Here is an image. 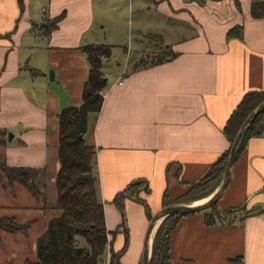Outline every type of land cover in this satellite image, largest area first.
I'll list each match as a JSON object with an SVG mask.
<instances>
[{"label":"crops","instance_id":"0c3cea01","mask_svg":"<svg viewBox=\"0 0 264 264\" xmlns=\"http://www.w3.org/2000/svg\"><path fill=\"white\" fill-rule=\"evenodd\" d=\"M261 1L238 0V10L234 0H127V23L132 9L142 18L131 30L135 41L131 33L118 46L115 25L99 15L104 0H22L21 9L17 0H0V153L10 167L45 168L55 181L57 116L81 104L90 71L82 48L112 47L101 62L102 107L87 116L84 135L97 149L108 232L97 264L123 249L119 264H142L150 221L140 201L151 215L164 203L193 205L178 203L229 149V116L246 93H264V19L250 16L251 4ZM234 27L242 40L227 39ZM132 45L142 48L136 56ZM157 54L160 63H140ZM131 183L142 184L138 200L126 198L120 211L113 199ZM217 208L241 210L225 224L207 225L201 214L180 217L170 234V264H264V133L245 142ZM24 209L11 203L4 210Z\"/></svg>","mask_w":264,"mask_h":264},{"label":"trees","instance_id":"16d2710c","mask_svg":"<svg viewBox=\"0 0 264 264\" xmlns=\"http://www.w3.org/2000/svg\"><path fill=\"white\" fill-rule=\"evenodd\" d=\"M20 9L22 0H17ZM239 10L238 0H234ZM250 16L264 19V0L252 3ZM62 16L53 21V26ZM227 39L242 40L241 27H234L227 33ZM111 46L89 45L82 48L87 56L90 71L82 88L81 104L67 107L60 111L58 119V142L56 147L59 169L55 176L56 190L55 210L57 216L51 218L45 230L35 241V259L25 260L23 264H97L104 254L108 239L105 228L103 205L98 199V179L95 176L97 149L89 147L84 141L87 131V116L101 110L103 98L100 92L106 86V79L101 72V62L111 56ZM158 61L157 63H160ZM264 102V93H246L229 116L223 134L229 142L226 150L214 162L208 172L197 182L190 185L186 196L178 204H189L209 197L218 187L226 168L230 147L247 116ZM264 133V111L248 126L238 149L242 151L245 142ZM6 134L0 131V146L5 143ZM0 185L14 193L17 186L23 187L36 201L47 206L45 192L46 170L22 167H10L0 153ZM141 183H131L124 191L117 194L113 203L123 211L126 198L138 200ZM143 192L148 193L144 187ZM149 221L152 215L143 201ZM165 203L162 209L167 207ZM1 209V208H0ZM241 208L219 212L217 202L209 208L194 214H201L207 225L232 223ZM247 215V213H242ZM192 214H175L166 217L156 229L153 237L149 264H170V234L180 217ZM34 221L19 223L15 216L0 214V232L9 234H26ZM124 251V249H123ZM111 254L109 264H119L122 252Z\"/></svg>","mask_w":264,"mask_h":264},{"label":"rangeland","instance_id":"374dc122","mask_svg":"<svg viewBox=\"0 0 264 264\" xmlns=\"http://www.w3.org/2000/svg\"><path fill=\"white\" fill-rule=\"evenodd\" d=\"M104 1L105 2L103 3L106 4V10L100 12L99 15H101L107 25H115L112 40H114V42H117L115 44H118V46H121L123 44L125 45L132 33L131 42H134L135 39L133 38V35L136 38L135 32H131V30L135 28V21L142 18L141 14L139 13L140 11L138 10L137 12L135 9H132L133 14H130V16L128 17L131 23L129 25L126 21L127 15H125L123 11L127 0ZM101 25L102 24H100V26ZM132 48V56H136L135 54H138V51L142 49L139 45H137V47H135V45H132ZM161 57L163 58V56L158 54L157 56L146 55V57H142V59H140V63H156L162 59ZM130 62L131 61L129 60V63ZM0 162H2L1 158ZM45 184L47 206H45V210L41 211H39L38 209H31V207H38L42 205L43 202L41 203V201H36L26 192L23 187L17 186L15 188L16 198H12L11 193L7 190V188L5 189L2 185H0V214L12 216V214L16 213V220L19 223L23 224H26V222L28 221L35 220L34 222H32L28 232L25 235L0 232V264H23L25 260L35 259V238L45 230L48 221L58 214L54 208L56 200V190L54 182L51 181L50 174L46 175ZM11 203H14L18 206L20 205L23 207H28V209H24L22 210V212H16L15 210H4L5 207L10 206ZM154 215H152V217Z\"/></svg>","mask_w":264,"mask_h":264},{"label":"water","instance_id":"95a60500","mask_svg":"<svg viewBox=\"0 0 264 264\" xmlns=\"http://www.w3.org/2000/svg\"><path fill=\"white\" fill-rule=\"evenodd\" d=\"M52 77V76H51ZM264 111V102L261 103L254 111H252L247 118L242 123L229 151V158L226 165V168L224 170L222 179L216 188V190L210 195V197L205 201L204 203L200 205H171L168 207H165L158 211L150 220L148 229L146 231L145 240L143 243V260L142 264H149L150 255L149 254V240L156 228V224L158 225L168 216L175 215L179 213L183 214H194L201 212L207 208H209L212 204L218 201L219 197L222 195L224 189L228 185L230 174L232 167L235 163L236 157L238 155V149L241 144V141L245 135V132L248 128V126L255 120V118ZM12 139V135H8V140L10 141ZM157 225V226H158Z\"/></svg>","mask_w":264,"mask_h":264},{"label":"bare ground","instance_id":"6f19581e","mask_svg":"<svg viewBox=\"0 0 264 264\" xmlns=\"http://www.w3.org/2000/svg\"><path fill=\"white\" fill-rule=\"evenodd\" d=\"M205 201H207V200H204V201H201V202L192 203V204H193V206H196V205H200V204L204 203ZM157 225H158V223L156 224V227H157Z\"/></svg>","mask_w":264,"mask_h":264},{"label":"built area","instance_id":"2783aa9c","mask_svg":"<svg viewBox=\"0 0 264 264\" xmlns=\"http://www.w3.org/2000/svg\"><path fill=\"white\" fill-rule=\"evenodd\" d=\"M123 74H124V73H123ZM123 74H122V75H123ZM122 84H123V80H121V81L118 83L119 86H121ZM100 96L103 97V96H104V93H103V92H100Z\"/></svg>","mask_w":264,"mask_h":264}]
</instances>
